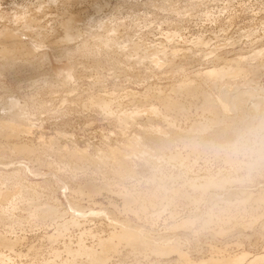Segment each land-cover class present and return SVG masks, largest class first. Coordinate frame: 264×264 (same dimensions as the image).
Listing matches in <instances>:
<instances>
[{"label":"rangeland","instance_id":"obj_1","mask_svg":"<svg viewBox=\"0 0 264 264\" xmlns=\"http://www.w3.org/2000/svg\"><path fill=\"white\" fill-rule=\"evenodd\" d=\"M123 1L0 0V59L14 57L0 71V121L11 124L0 128V206L7 210L0 217V237L17 241L14 252L3 246L0 252L17 264L68 263L65 247L75 249L83 240L84 247L98 252V236L107 240L111 231H119L117 223L130 229L142 224L143 238L150 236L154 246L145 237L152 248L134 250L113 237L116 254H122L112 252L105 264H217L262 252L264 142L251 157L237 155L232 143L242 130L264 131V0ZM154 3L163 6L156 10ZM64 8L91 19L90 24L80 20L76 38L69 41L56 27ZM100 33L101 43L96 39ZM165 36L181 40L168 42ZM86 37L96 44L89 53L94 55L62 53ZM213 68L232 72V79L226 82L224 74L219 82L202 75ZM180 86L190 87L192 94L179 91ZM205 98L222 120L232 117L225 122L236 133L215 136L218 126L208 120ZM165 99L182 105L184 112L173 111L176 105L163 109ZM9 101L25 117L11 118ZM114 152L125 155L121 166L112 165ZM227 154L235 161L227 163ZM117 169L126 172L119 177ZM209 176L231 181L223 182L224 189L210 187L204 196L193 195L190 181ZM156 186H165L167 193ZM122 188L138 194L125 204L129 210L118 192ZM174 190L192 197H179Z\"/></svg>","mask_w":264,"mask_h":264},{"label":"bare ground","instance_id":"obj_2","mask_svg":"<svg viewBox=\"0 0 264 264\" xmlns=\"http://www.w3.org/2000/svg\"><path fill=\"white\" fill-rule=\"evenodd\" d=\"M52 1H58V2H62V3H65L67 0H52ZM74 1V0H73ZM123 1V0H122ZM124 1H126V0H124ZM123 1V2H124ZM77 3H78V1H76ZM82 2V1H81ZM81 2H79L80 4H81ZM157 3V2H156ZM76 4V3H75ZM153 4V3H152ZM155 4V3H154ZM160 4H162V3H160ZM77 6V5H76ZM157 5L155 4L154 5V8L156 7ZM161 6V5H160ZM162 6H163V4H162ZM161 6V7H162ZM161 7H159V4H158V7H156L155 9L157 10V8H161ZM44 8V4H40L39 5V7H38V9L39 10H42ZM171 8V7H170ZM173 9V8H172ZM162 10V9H161ZM62 12H64V17H63V19H61V21L59 22V23H57L56 25V27L58 28V29H60L61 31H63V36H64V40H71V39H75L76 38V36H77V34H76V30H75V27H77V25H78V22L80 21V20H82V22L84 21V23H86V24H90V23H88V22H91V19L90 18H88V17H85L86 15H87V13H86V15L84 14V15H82V16H79V14H72L71 12H69V11H67V8H64L63 10H62ZM82 14V13H81ZM263 22V21H262ZM97 34V33H96ZM94 35V34H92V36L91 37H94V36H97V35ZM94 35V36H93ZM100 35H101V33L99 34V38L97 37L96 39H98V41L100 42V40L101 39H103V38H101V37H104V36H101L100 37ZM88 36V35H87ZM89 36H90V34H89ZM90 38V37H89ZM166 40L167 39H169V41L168 42H173L174 41V37H169V36H165L164 37ZM171 38H173L172 40H171ZM261 38V37H260ZM176 39H179V40H181L180 39V37L179 38H176ZM175 39V40H176ZM197 39V38H196ZM92 39L90 38V39H88V37H86V39H82V41H80L76 46H73V47H69V48H66L62 53H64V54H67V55H69V54H73V53H76V52H83L84 54H85V56H86V54H89V53H91V52H93L92 50V47L96 50V44H95V42L94 43H92V41H91ZM171 40V41H170ZM94 41V40H93ZM107 42L108 43V46H110L111 45V42L110 41H112V40H110L109 38L107 39V38H105L104 39V42ZM184 41V40H183ZM196 41H198V42H200L198 39L196 40ZM259 41V40H258ZM104 42H102V44L104 43ZM113 42V41H112ZM197 42V43H198ZM97 43V42H96ZM101 43V42H100ZM175 43V42H174ZM177 43V42H176ZM196 42H194L193 41V46H200V44L198 45ZM200 43H203L202 41L200 42ZM94 44V45H93ZM97 44H99V43H97ZM110 44V45H109ZM196 44V45H195ZM203 44H205V41H204V43ZM208 44V43H207ZM207 44H205V45H203V46H205L206 48L208 47V46H206ZM160 45V44H159ZM192 45V44H191ZM112 46V45H111ZM165 47V46H164ZM200 47H202V46H200ZM166 48V47H165ZM204 48V47H203ZM167 49V48H166ZM166 49H164V50H166ZM210 49V48H209ZM160 50H162L163 51V49H161V48H159V51ZM171 50V49H170ZM169 50V52L171 53V55H173V56H176V53H175V51L174 50H172V51H170ZM211 51H213V50H211ZM96 52V51H95ZM94 52V53H95ZM98 52V51H97ZM163 52H166V51H163ZM187 52V51H186ZM82 54V53H81ZM206 54V53H205ZM208 54H210V53H208ZM83 55V54H82ZM90 55V54H89ZM91 55H94V54H91ZM90 55V56H91ZM183 55H185V53H183ZM88 56V55H87ZM186 56V55H185ZM207 56V55H206ZM209 56V55H208ZM12 58H14L13 56H12ZM12 58H10V59H0V71H6L7 70V68H8V63L9 62H11V60L13 61V59ZM236 62V61H235ZM153 63H156V62H153ZM157 64V63H156ZM155 64V65H156ZM10 65H11V63H10ZM9 65V66H10ZM158 65V64H157ZM239 65V64H238ZM232 72H230L228 75H227V73L225 72V71H223V69H215V68H213V69H209V70H206V71H204L203 73H202V75H209V76H214V78L215 77H218V81L219 82H221V81H223V77H226L227 76V78H228V80H226V82L227 81H229V78H231L232 79V77L233 76H230V75H232L231 74ZM224 74L226 75V76H224ZM230 76V77H229ZM235 77V76H234ZM213 78V77H212ZM214 78L212 79L213 81H214ZM213 81H212V83H213ZM224 82V81H223ZM224 85L226 84L227 85V83H223ZM222 84V85H223ZM219 85H221V83L219 84ZM223 85V86H224ZM179 91H183L185 94H192V90H191V88L190 87H184V86H180V88H179ZM224 91V90H223ZM130 92H126V95H128ZM180 93V92H179ZM131 95H132V93H130ZM160 95V94H159ZM132 96H134V95H132ZM167 97V96H166ZM135 98V97H134ZM144 98V97H143ZM146 98V97H145ZM170 99V98H169ZM130 100V99H129ZM129 100H128V102H129ZM133 100V99H132ZM166 101H164V102H161V103H163V109L165 108H167V109H169L170 108V105H172V106H174V105H176V104H174L173 102V104L171 103V101H167V99H165ZM163 101V100H162ZM204 101V104H203V108L205 109V111H207L208 113H210L211 114V118L209 119L208 118V120H209V122L211 123H215V126H218V128L213 132L214 134H215V136H216V134L218 135L219 133H221L222 131H225V132H228V133H232V135H233V133L235 132L236 133V129H234L232 126L233 125H230V123L228 124V123H226L225 122V120L227 119V118H232V117H226L225 115V119H224V117H223V119L224 120H222L221 118V116H222V114H220V117H219V115H218V111L216 110V108L213 106V104L211 103V101L210 100H208V99H206L205 98V100H203ZM133 101H130V103H132ZM165 103V104H164ZM8 104V103H7ZM237 104V102L235 103V105ZM9 105V106H8ZM8 105H6V106H8L7 108H8V111H7V114L11 117V118H23V117H25V112L24 111H22V110H19V109H16V108H14V104H13V102H11L10 103V101H9V104ZM179 106H175L176 108H172L173 109V111H174V109H179L178 110V112L179 111H181V110H183L182 109V105H181V107H180V104H178ZM5 106V107H6ZM171 106V107H172ZM237 106V105H236ZM2 107V106H1ZM5 107H3V108H5ZM235 108V107H234ZM238 107H236V109H237ZM181 109V110H180ZM223 109V108H222ZM232 109H233V107H232ZM235 109V110H236ZM234 110V111H235ZM238 110V109H237ZM3 111V110H2ZM153 111H155V110H153ZM168 111V110H167ZM156 113H160V112H157V111H155ZM154 112V113H155ZM182 112V111H181ZM184 112V111H183ZM182 112V113H183ZM224 112V111H223ZM237 112V111H236ZM6 113V112H5ZM155 113V114H156ZM221 113V112H220ZM225 113V112H224ZM161 115V114H160ZM167 115V114H166ZM174 115H178V113H175ZM180 115H182V114H180ZM184 115V114H183ZM235 115H236V113H235ZM8 116V117H9ZM158 116V115H157ZM228 116V115H227ZM237 116V115H236ZM159 117H163V115L162 116H159ZM239 117V116H238ZM164 118V117H163ZM165 120H167V119H169V118H167L166 116H165ZM211 120V121H210ZM171 121V120H170ZM169 122V121H168ZM167 122V123H168ZM225 122V123H224ZM217 124V125H216ZM167 125V124H166ZM169 125H170V123H169ZM193 125V124H192ZM210 125H212V124H210ZM209 125V126H210ZM11 127V124L10 123H8L7 121H0V128L1 127ZM168 126V125H167ZM193 126H196L195 125V123H194V125ZM198 127V126H197ZM205 127V126H204ZM213 127H214V125H213ZM199 129H200V127H198ZM197 128V129H198ZM203 128V127H202ZM196 129V128H195ZM177 130V129H176ZM175 130V131H176ZM202 130V129H201ZM212 130V129H211ZM210 130V131H211ZM23 131H25V132H29L28 131V129H23ZM218 131H220V132H218ZM224 132V133H225ZM210 134V133H209ZM212 134V133H211ZM4 135V134H3ZM2 135V136H3ZM220 137V136H219ZM221 137H223V136H221ZM215 138V137H214ZM190 142V141H189ZM194 142V141H193ZM205 143V142H204ZM190 144V143H189ZM196 144V143H195ZM232 144H234V143H232ZM193 145H194V143H193ZM204 145V144H203ZM131 146V145H130ZM133 146V145H132ZM187 146H188V144H187ZM199 147V146H198ZM128 148V147H127ZM126 148V149H127ZM131 148V147H130ZM129 148V149H130ZM48 149V148H47ZM125 149V148H124ZM217 149V148H216ZM123 150V149H122ZM131 150V149H130ZM133 150H135V148H133ZM132 150V151H133ZM190 150H192L193 151V153L194 152H196L198 149L196 148V145H194V146H192L191 148H190ZM139 151H141V150H139ZM134 152V151H133ZM132 152V153H133ZM143 152V151H142ZM234 152V151H233ZM75 153V152H74ZM115 153L116 152H114V155H115ZM131 153V154H132ZM192 153V152H191ZM227 153V152H226ZM79 154V153H78ZM117 154V153H116ZM134 154H135V152H134ZM177 154V153H176ZM176 154L174 155V154H172V156L174 157V158H176L175 156H176ZM195 154V153H194ZM198 154H199V151H198ZM70 155H72V154H70ZM70 155H68V156H70ZM113 155V156H114ZM118 155H120V153L118 152ZM197 155V154H196ZM211 155V154H210ZM76 155H74V157H75ZM82 156V155H81ZM111 156V155H110ZM112 156V157H113ZM117 155H115L113 158L112 157H110L112 160H117V163L115 162V161H112V165L115 163L116 165H119L120 164V166H121V164H122V162H120V160H123V157H125V155H121V156H118V157H116ZM123 156V157H122ZM226 156V155H225ZM230 156V155H229ZM79 156H77V158H78ZM84 157V156H83ZM227 157H228V154H227ZM227 157L225 158L224 157V159L223 160H226L227 159ZM71 159L73 158V156H71L70 157ZM81 158V157H80ZM109 158V159H110ZM119 159V161H118V159ZM229 158V157H228ZM108 159V160H109ZM111 159H110V161H111ZM125 159V161H126V159H128V158H124ZM179 159H181V158H179ZM230 159V158H229ZM234 159V158H233ZM73 160V159H72ZM75 160H76V158H75ZM77 160H80L79 158L77 159ZM82 160V159H81ZM80 160V161H81ZM107 160V161H108ZM97 161H99L100 162V159L99 160H97ZM96 161V162H97ZM102 161V160H101ZM128 161V160H127ZM231 161V162H230ZM233 161H235V159L233 160ZM232 161V158L229 160V162H228V159H227V163H232L233 162ZM84 162V161H83ZM103 162H105V161H103ZM184 162H185V160H184ZM100 163H102V162H100ZM108 163V165H110L111 163L110 162H107ZM110 163V164H109ZM123 163H124V161H123ZM128 163V162H127ZM126 162H125V164H127ZM97 164H99V163H97ZM185 164V163H184ZM235 166H237V163L235 162ZM106 166L107 164L105 163V164H103V166ZM183 165V164H182ZM99 166V165H98ZM186 166V165H185ZM189 166V165H188ZM234 166V167H235ZM100 167H102V165H100ZM123 167H125V166H122L121 168H123ZM232 167V166H231ZM116 168V167H115ZM125 168H127V166L125 167ZM186 168V167H185ZM232 169V168H231ZM235 170H236V168H235ZM117 171V174H118V176L119 175H122L123 173L125 174V169L123 170V169H117L116 170ZM125 171V172H124ZM116 174V175H117ZM123 174V175H124ZM129 174V173H128ZM206 174H208V173H206ZM122 175V176H123ZM219 175V174H218ZM127 175H125V177H126ZM207 176V175H206ZM120 177V176H119ZM213 177V176H212ZM210 178V176H209V178L208 177H205L204 178V180L202 181V182H198V183H195V181H197V180H193V183L192 184H190L192 181H190V183H189V185L190 186H192L191 187V189H194V190H192V192L194 191H196L197 193V195H199V196H204V195H206L205 194V192L206 191H208L207 189L208 188H212L214 191L216 190V188H218V186H221V185H223V182H224V184H228V181H231V180H227L226 179V181H227V183H225V181H224V179L222 178V180L221 181H223L222 183L219 181L220 180V178H219V180H214L213 178ZM202 178H203V176H202ZM202 178L200 179V180H202ZM118 180H120V179H118ZM122 180V179H121ZM124 180V179H123ZM152 184L154 183V182H151ZM156 183H157V181H156ZM160 183V182H159ZM158 183V184H159ZM90 184V183H89ZM187 184H188V181H187ZM155 185V184H154ZM93 185L91 184V187H92ZM153 186V185H152ZM158 187H160V186H158ZM157 186H156V188H158ZM165 186H162V192H164L165 190V188H164ZM189 187V186H188ZM215 187V188H214ZM222 187V186H221ZM223 187H225V186H223ZM222 187V188H223ZM155 188V189H156ZM190 188V187H189ZM188 188V189H189ZM221 188V189H222ZM240 188V187H239ZM154 189V188H153ZM158 189H160V188H158ZM161 189H160V192H161ZM190 189V190H191ZM224 189V188H223ZM242 189V188H241ZM125 189H121L120 191H118V192H120L121 194H122V200L124 201L123 203H124V207H127V209L129 210V206H126L127 204H128V202H129V204L131 203V202H133V201H135V199L134 198H137V199H139L138 198V194H136V195H132L131 193H129V192H127V191H124ZM151 190H152V188H151ZM157 190V189H156ZM164 190V191H163ZM179 190V189H178ZM226 190V189H225ZM233 190V189H232ZM240 190V189H239ZM153 191V190H152ZM167 191V190H166ZM165 191V192H166ZM175 191L176 190H174V193H175ZM181 191V190H180ZM180 191H179V193H178V191H176V193H178V195H179V197H183V196H186V195H188V194H186V195H184V193L182 192V196H180L181 195V193H180ZM228 191V190H227ZM165 192H164V194H165ZM194 192L192 193L193 195H194ZM146 193V192H145ZM148 193V192H147ZM153 194V192H149V194ZM167 193V192H166ZM174 193H173V195H174ZM175 193V194H176ZM218 193V192H217ZM217 193H214V194H216L217 195ZM223 193H225V192H223ZM228 193V192H227ZM81 194V193H80ZM154 194H156L155 193V191H154ZM158 194V193H157ZM160 194V193H159ZM170 194V193H169ZM211 194L212 193H209V195L208 196H211ZM213 194V195H214ZM86 195V194H85ZM144 195H146V194H144ZM162 195V194H161ZM170 195H172V194H170ZM178 195H177V197H178ZM215 195V196H216ZM6 197L8 196V195H5ZM134 196V197H133ZM150 196V195H149ZM148 196V197H149ZM154 196L155 195H152V196H150L151 197V199L152 198H154ZM156 196H158L159 197V195H156ZM164 196V195H163ZM165 196H167V195H165ZM164 196V197H165ZM214 196V197H215ZM218 196V195H217ZM249 196V195H248ZM260 196V195H259ZM12 197V196H11ZM149 197V198H150ZM163 197V198H164ZM173 197V196H172ZM190 198V197H192L191 195L189 196H186V198ZM195 197H196V195H195ZM213 197V199H215ZM2 198H4V196H2ZM161 198H162V196H161ZM188 198V199H189ZM201 199H203V198H205V197H200ZM209 198V197H208ZM250 198V197H249ZM262 198V197H261ZM133 199V200H132ZM142 199H143V197H142ZM144 199L146 200H151V199H148L146 196L144 197ZM144 199H143V201H144ZM168 199V198H167ZM191 199V198H190ZM192 199H194V198H192ZM195 199H199L198 197H196ZM194 199V200H195ZM77 200V199H76ZM132 200V201H131ZM154 200H160L159 198H157L156 199V197L154 198ZM171 200V199H170ZM80 201V200H79ZM138 201H140V200H138ZM212 201V200H211ZM136 202H137V200H136ZM152 202V201H151ZM150 202V204H151V206L153 205L152 203ZM261 202V201H260ZM127 203V204H126ZM141 203H142V200H141ZM156 203V202H155ZM155 203H154V205H155ZM158 203H160V202H158ZM162 203V202H161ZM171 203V202H170ZM2 204V203H1ZM29 204V203H28ZM30 204H31V202H30ZM126 204V205H125ZM139 205V204H138ZM157 205V204H156ZM3 208H5L4 206H6V205H1ZM0 206V207H1ZM27 206H29V205H27ZM33 206V205H32ZM2 207L0 208V210L2 209ZM8 207V206H7ZM139 207H141L140 205H139ZM144 207L145 206H143V207H141V208H143L144 209ZM149 207H147V209H148ZM151 208V207H150ZM6 209V208H5ZM25 209V208H24ZM36 210H39V209H36ZM36 210H31V212H33V211H36ZM49 210V209H48ZM140 210H142V209H140ZM156 210V209H155ZM154 210V211H155ZM6 211L7 210H5V212H4V210H1L0 211V217H2V214H3V212L4 213H6ZM41 211V213L44 211H46V209L45 210H43L42 211V209L40 210ZM139 211V210H138ZM247 211V210H246ZM38 212V211H37ZM140 212V211H139ZM158 212V211H157ZM156 212V213H157ZM33 213H35V212H33ZM39 213V212H38ZM40 214V213H39ZM44 215H45V213H43ZM49 214V213H48ZM144 214V213H143ZM158 214V213H157ZM5 215V214H4ZM3 215V216H4ZM31 216H30V218H34L33 216H32V213L30 214ZM41 215V214H40ZM134 215V214H133ZM138 215V214H137ZM6 216V215H5ZM4 216V217H5ZM39 216V215H38ZM37 216V217H38ZM46 216H47V214H46ZM146 216V215H145ZM155 216H157V215H155ZM171 216V215H170ZM9 217V216H8ZM41 217V216H40ZM43 217V216H42ZM149 217H150V215H149ZM148 217V218H149ZM172 217V216H171ZM216 217V216H215ZM49 218V217H48ZM139 219V218H138ZM151 219V218H150ZM152 220V219H151ZM130 221V220H129ZM146 221V220H145ZM149 220H147V222H148ZM155 221V220H154ZM154 221L152 222L153 224H154ZM151 222H150V224H151ZM73 223V224H72ZM74 223L76 224V225H78L77 224V222L75 221V220H73V221H71V224L72 225H74ZM210 223V222H209ZM121 223H117V225H118V227H119V231H117V232H115V230L112 232L111 231V233L108 235L109 237H110V235H111V239H109V237L107 238V240L105 239H103L102 240V238L101 239H99V237L100 236H98V238H97V240L99 241V243H100V246L102 245V249L99 251L98 250V252L96 251V249L95 250H93V249H91L90 247L89 248H87V245L84 247L81 243H83L82 241H77L78 242V244H77V242H76V244H74V246L75 245H77V247L75 248V249H71L70 248V246L69 247H65L64 246V244H62L64 247H65V249L67 248L68 250H65V249H63V251L65 250L67 253H66V256L67 255H69L70 256V260H68L67 259V257H69V256H67L65 259H67V262L68 263H66V261L65 260H62V264H64V263H66V264H80L79 262H83V264H105V263H107V261H108V257H110V254L112 253V252H114V254H116V251L114 250L117 246H116V243L115 244H113V241L114 240H112V238L114 237H116L117 239V241L119 242L120 240H123V242H125V244L127 245V244H129V246L131 247L132 246V248L134 247V250H135V248L136 247H141V249H142V247L143 246H147V244H146V240H145V237L146 236H144V238H143V233H142V231H143V226H142V224H137V228H134V229H130V228H128V225H126L125 226V224L124 225H120ZM136 224V223H135ZM113 225V224H112ZM116 225V224H115ZM67 226V225H66ZM113 227V226H112ZM115 227V226H114ZM113 227V228H114ZM232 227V226H231ZM112 228V229H113ZM118 230V229H117ZM195 232V231H194ZM197 232V231H196ZM82 232H80V235L79 236H81L82 234H81ZM64 235V234H63ZM90 235V234H89ZM49 236V235H48ZM52 236V235H51ZM92 236V235H91ZM53 237V236H52ZM56 237V236H55ZM93 237V239L92 240H94V236H92ZM148 237V236H147ZM146 237V238H147ZM150 237V236H149ZM149 237H148V239L147 240H149ZM56 238H58V237H56ZM61 238V237H60ZM79 238H82V236L81 237H79ZM78 238V240H81V239H79ZM84 238V237H83ZM9 239V238H8ZM120 239V240H119ZM68 240V239H67ZM96 240V241H97ZM15 241V242H14ZM12 240V241H10V239L9 240H7V239H5V238H3V236L2 237H0V247L1 246H3V248L4 247H7V248H5V249H10V251L8 250V252L10 253L11 251H13L14 252V250H13V248L15 247V246H17L15 243H17V241L16 240ZM73 241V240H72ZM97 241V242H98ZM112 241V242H111ZM153 240H149V242H148V244L150 245L151 243L150 242H152ZM67 242V241H66ZM96 242V243H97ZM118 242H117V244H118ZM155 242V241H154ZM67 243H69V242H67ZM106 243V244H105ZM119 243H121V242H119ZM51 245V244H50ZM65 245L67 246V245H69V244H66L65 243ZM93 245V244H92ZM96 245V244H95ZM114 245V246H113ZM148 245V246H149ZM152 246H154V244H151ZM23 246V245H22ZM99 246V248H101ZM113 246V247H112ZM148 246H147V248H148ZM152 246H149V247H151L152 248ZM91 247H93V246H91ZM98 247V246H97ZM96 246H95V248H97ZM107 247H109L108 249H107ZM115 247V248H114ZM56 248V247H55ZM54 248V249H55ZM74 248V247H73ZM117 249V248H116ZM143 249H145V247H143ZM3 250V249H2ZM60 250V249H59ZM146 250V249H145ZM27 251H29V250H27ZM50 251H51V249H50ZM49 251V252H50ZM56 251H58V250H56ZM62 250L60 251V252H63ZM64 251V252H65ZM12 252V253H13ZM17 252H19V251H17ZM64 252H63V254H64ZM117 252H119L118 250H117ZM126 252V251H125ZM132 252V251H131ZM140 252V251H139ZM219 252V251H218ZM1 253V252H0ZM11 253V254H12ZM68 253H70V254H68ZM129 253H130V251H129ZM147 253V252H146ZM157 253V252H156ZM161 253H164V252H161ZM4 254V253H3ZM2 253L0 254V264H17V263H15L10 257H4L5 255H3ZM15 254V253H14ZM36 254V253H35ZM51 254V253H50ZM58 255H59V253H57ZM56 254V255H57ZM118 254V253H117ZM116 254V255H117ZM119 254H122V253H119ZM118 254V255H119ZM128 254V253H127ZM158 254V253H157ZM19 255V253L17 254H15V256H18ZM33 255V254H32ZM113 255V254H112ZM111 255V256H112ZM126 255V254H125ZM61 256V255H60ZM80 256H84L85 258H84V260H79L78 261V258L77 257H79V258H83V257H80ZM181 256H182V258L185 256H183L182 254H180V258H181ZM18 257H20V256H18ZM17 257V258H18ZM14 258V257H13ZM58 258V257H57ZM19 259V258H18ZM20 259H21V257H20ZM32 259V258H31ZM54 259V258H53ZM52 259V260H53ZM110 259H112V258H110ZM187 259V258H186ZM51 260V259H50ZM19 261V260H18ZM35 261V260H34ZM65 261V262H64ZM138 261V260H137ZM242 261H243V263L244 264H264V250H262V252H258V253H255V254H252V255H248L247 253H241V254H238V255H235V256H232V257H229V258H226V259H222V260H220V261H218L217 262V264H240V263H242ZM113 262V261H112ZM246 262V263H245ZM49 263V262H48ZM115 263V262H114ZM187 263H189V261L187 262ZM23 264V263H22ZM39 264V263H38ZM46 264V263H45Z\"/></svg>","mask_w":264,"mask_h":264},{"label":"clouds","instance_id":"obj_3","mask_svg":"<svg viewBox=\"0 0 264 264\" xmlns=\"http://www.w3.org/2000/svg\"><path fill=\"white\" fill-rule=\"evenodd\" d=\"M262 142H264V131L258 128L242 130L232 146L237 155L251 157L254 155Z\"/></svg>","mask_w":264,"mask_h":264}]
</instances>
